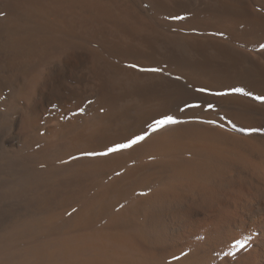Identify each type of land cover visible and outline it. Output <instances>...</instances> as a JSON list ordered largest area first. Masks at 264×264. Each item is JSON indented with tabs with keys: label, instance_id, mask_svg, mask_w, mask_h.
Instances as JSON below:
<instances>
[{
	"label": "bare ground",
	"instance_id": "bare-ground-1",
	"mask_svg": "<svg viewBox=\"0 0 264 264\" xmlns=\"http://www.w3.org/2000/svg\"><path fill=\"white\" fill-rule=\"evenodd\" d=\"M261 45L264 0H0V264H264Z\"/></svg>",
	"mask_w": 264,
	"mask_h": 264
},
{
	"label": "snow or ice",
	"instance_id": "snow-or-ice-1",
	"mask_svg": "<svg viewBox=\"0 0 264 264\" xmlns=\"http://www.w3.org/2000/svg\"><path fill=\"white\" fill-rule=\"evenodd\" d=\"M176 18H180V17H176ZM219 35H223V33H219ZM261 48L264 49V45H261ZM132 67H137V66L136 65H132ZM142 71L157 72V71H161V69L151 68V69H142ZM177 79H179V77ZM197 91H199L201 93L208 92L209 94L214 95V96H228V95H232V94H242V95H248V96L252 95L251 92L245 91L244 88H232V89H229L228 91H223V92H210L209 89L200 88ZM255 99L258 100V101L264 102V96H256ZM185 107L186 108L187 107L198 108V107H200V105L190 104L189 102L186 101L185 102ZM207 108L209 110H212V109L216 108V105L213 104V103H208L207 104ZM83 111L84 110L81 108L80 112L83 113ZM178 123H180V121H178L174 116L168 115V114H164L162 116V118L157 119V120L154 121L153 130L155 131L157 128L164 127V126H167V125H174V124H178ZM211 123H215V122L212 121ZM249 131H252V130H249ZM144 139H145V137L142 136V135L141 136H136L134 139H131L128 143H118V144H115L112 147H109L107 149V151H105V152H100V153L89 152V153H87V155H91V156H96V155L106 156V155H109L111 153L118 152V151H120L122 149L130 148L133 145H135L136 143H138V142H140V141H142ZM239 247L241 249H243L245 247V245L244 244H240Z\"/></svg>",
	"mask_w": 264,
	"mask_h": 264
}]
</instances>
